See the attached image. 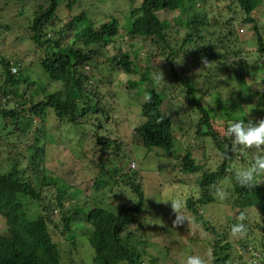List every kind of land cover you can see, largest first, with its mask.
Masks as SVG:
<instances>
[{"label":"trees","instance_id":"obj_1","mask_svg":"<svg viewBox=\"0 0 264 264\" xmlns=\"http://www.w3.org/2000/svg\"><path fill=\"white\" fill-rule=\"evenodd\" d=\"M8 1L11 3L14 0ZM16 1L20 4L27 0ZM88 1L90 0H43L33 8V18L28 26L27 34L36 48L43 51L39 65L53 83L60 84L57 90L48 92L46 86L42 87L28 81L27 76H23L22 65L18 67L17 73H12L11 69L14 65L7 57L0 54V121H2L0 134L9 126L6 125L5 120H11V125L16 130L25 131V128L29 127L34 120L33 118L37 120V125H43L50 114L54 115V120L69 124L84 122L83 120L94 115L97 116L94 117L97 121L98 116L102 114V120L109 124L108 121L112 118L110 112L114 113L115 108L108 107L110 102L106 100L102 105L99 101L102 103V94H104L106 98L112 100V103H116L117 94L111 91V88L118 86L120 80L118 78L117 81L114 75L110 74L107 79L105 78V82L91 83V80L94 82L100 73L104 74L105 71H100L99 60L103 55L100 53L101 49L108 48L122 32H125L128 37L138 38L139 50L123 54L117 52L107 60L108 62L106 61L111 72L123 73L128 78L126 80L128 90L150 85L147 99L141 105V117L145 120L147 127L136 129V139L146 152L153 149L162 150L164 153L171 152L174 144L171 131L173 113L165 115L160 111L159 96L164 99L166 97L169 101L173 100L174 97H171L174 88L176 85L180 86V92L187 99L188 105L200 114L197 122L194 118H190L196 124L195 142L200 138L201 148L212 146L222 158L217 170L204 172L195 162L190 150L187 149L184 155L177 156L182 163L180 168L182 173L188 175L202 173L198 183L200 195L197 199L188 198L186 208L196 215L206 230L219 237L212 246V264H233L230 244L221 243L226 238L218 235L208 226L197 208L214 203L212 197L214 187L227 180L228 191L233 199L232 205L239 210L238 216L241 210L250 208H256L259 214H264V184L261 182L254 190L247 191L235 183V175L238 171L229 170L232 163L236 164L234 158H238L240 162L243 161L247 168L253 162L257 152L250 149L238 157L233 156L230 151L231 141H226V137L220 136L212 128L211 120L218 115L219 109L208 110L203 106L198 98L196 83L203 79L205 85L215 90V84L218 83L215 77L218 76V71L222 73L227 67L230 75L233 73L237 80L245 78L242 73L250 68L256 69L252 64H247L245 59L240 58L243 50L237 48V43L241 39L236 36V27L238 25L253 26L257 36L256 53L258 57L263 56L264 43L258 33L257 21L254 17L259 2L254 0H138L133 4V1H127L129 4L127 10L116 8L110 13H104L106 14L104 19L102 18L95 28V24L87 16L88 12L84 11L88 8V6L84 8ZM93 1L92 4L90 2L92 7H89V11L91 12L94 8L97 14L94 6L100 1ZM117 1L124 2V0ZM220 4L227 10L226 15L218 12L216 17H211L213 12L219 9ZM76 11L79 13L75 15ZM124 11L126 15L122 16ZM63 12L67 16L65 19L60 17ZM172 13L176 14L175 19L178 24L182 23L174 28L171 27L173 30L169 34L170 27L168 28L167 22L163 21L165 18H162V15ZM183 15H185V21L181 18ZM58 24H61L63 29L58 27ZM0 29L1 36L9 35L14 31L4 24H0ZM181 30L183 34L180 33ZM67 34L71 35L72 40L65 44L68 39ZM179 35H182V38H179ZM79 42L87 48H81L78 45ZM91 45H95L96 48H88ZM142 52L146 54L144 58H141ZM156 58L163 63L164 67L159 72H156L152 63ZM226 59L231 62L225 63ZM217 64H220L221 68L211 72V68ZM197 65L205 67L201 75L196 73L193 77L185 76L187 70ZM236 83L240 87L238 81ZM30 84H36L33 94L34 96L40 94L41 98L33 99V95L32 98L24 96L25 92H21V87ZM261 86L264 89V79L261 80ZM240 88L239 96L245 104L251 102L252 94L257 95L250 90H244L243 87ZM11 97L16 99L19 109H6ZM2 99L3 102H1ZM95 101L98 105L94 104ZM260 104L264 106V100H261ZM231 114L232 112L225 114L227 115L226 127L235 121ZM259 117V119L251 120H246L248 117H242V120L245 123L248 121L255 123L264 119V111H261ZM101 122L94 124V131L100 128ZM9 130L12 131L9 132ZM40 131L42 130L38 128L37 134L34 135V143L23 148V154L17 151V144L12 143L6 135L5 142L0 145V217H3L6 222L5 231L0 233V264H62L59 249L53 243L48 230V224L55 222L47 216L48 207L41 205V194L54 186V197L58 200L57 205L60 208H63L66 203V200L62 198L70 196L66 192L68 186L62 189L64 183L61 180L47 176V151L40 145ZM13 132L14 130L9 128L7 134ZM41 134L47 142L45 132ZM14 138L19 140L16 136ZM93 139H89L91 146ZM224 142L229 145L228 158L222 155ZM96 146H100L99 156H95V160L90 156L88 163L97 165L102 173L110 165L111 159L105 163L101 156L110 152V157L113 155L116 157L120 152L121 144L115 143L110 137L96 135ZM196 147H200L198 143ZM1 150H8V152L3 154ZM91 151L92 147L87 153L81 150L78 156L85 161L87 154ZM258 154L262 155V153ZM113 170L117 169L113 168ZM127 176L128 179L124 185L133 193V200L128 199L129 202L122 205L117 213L101 207H94L87 212V221L90 225L87 241L93 251L95 264H142L143 252L134 246L129 247L127 245L129 238L126 239L127 237L122 235L128 223H133L131 218L140 213L144 205L140 174L129 175L128 173ZM179 178L182 180V177L178 176ZM134 180L138 184H135ZM29 202L40 204L41 212L30 216ZM75 211L74 213L77 214L81 212V209L78 208ZM73 218L72 215L62 216L61 221L67 231L71 230ZM53 227L57 228L58 225L54 224Z\"/></svg>","mask_w":264,"mask_h":264},{"label":"rangeland","instance_id":"obj_2","mask_svg":"<svg viewBox=\"0 0 264 264\" xmlns=\"http://www.w3.org/2000/svg\"><path fill=\"white\" fill-rule=\"evenodd\" d=\"M42 1L27 0L19 4L16 0L11 1V3L8 0H0V24L9 26L14 30L9 35L1 36L0 34V54L7 57L14 65L11 69L12 73H17L18 67L22 65L23 76H27L28 81L35 82L42 87L46 86L48 92H53L60 87V84L53 83L42 70L39 59L43 56V51L36 48L35 43L27 34L28 26L33 18V8ZM96 1H100L94 6L97 9V14L94 8L91 12L89 11V7L91 8V4L94 2L93 0L84 5V8L88 6L86 10L83 8L85 12H88L87 16L95 24V28L102 21V18L104 19L106 15L104 13H110L116 8L127 10V6H129L127 1H133V4L138 2V0H124L123 3L117 0ZM254 1L259 2L254 17L257 21L258 33L264 43V0ZM218 12L226 15L227 10L223 9L220 4L219 9H216L211 17H216ZM77 13L79 12L76 11L75 15ZM121 15H126V11L122 12ZM60 17L67 18L66 13L63 12ZM162 18H165L163 21L167 22L168 28L170 27L169 34L172 33L176 25L182 23L179 22L178 24L175 19L176 14L173 13L163 14ZM181 18L184 21L186 20L185 15ZM62 25L58 24V27L63 29ZM171 27H173L172 30ZM236 32L237 38L239 36V39H241L238 41V45L236 44L237 48L243 50V55L240 58L245 59L247 64H252L256 69L250 68L242 73L245 78H238L237 80L233 73L230 75L227 67L222 73L218 71V76L215 77L218 82L215 84L216 91L213 87L205 85L203 79L196 83L199 93L198 98L203 106L208 110L219 109L218 115L211 120V124L220 136H223V129L226 127V113L232 112L231 116L236 121L242 120V117H248L246 120L259 119L261 111H264V106L260 104L261 100H264V89L261 86V80L264 79V55L258 57L256 53L258 45L253 26L238 25ZM180 33L183 34L184 32L181 30ZM67 35L68 39L65 44L72 40L71 35ZM178 37L182 38V35ZM78 45L81 48L85 47L80 42ZM90 47L96 48L95 45L88 48ZM139 49L140 42L138 38L128 37L125 32L116 37L108 48L101 49L100 53L103 55L102 59L99 60L100 71H105L104 74L100 73V76L94 82L91 80V83L105 82V78L107 79L110 74L114 75L117 81L118 78L120 80L118 86L111 88V91L117 94L116 103H112L110 98H106V95L101 93L103 99L102 103L99 101L100 105L106 100L110 102L108 107L115 108L114 113L110 112L112 118L108 121L109 124L102 120V114L98 116L97 121L94 120V117H97L94 115L83 120L84 122L80 121L72 124L54 120V115L50 114L49 119L43 125H37V120L33 118L34 120L29 127L25 128V131L16 130L11 125V120L4 121L9 126L0 134V145L5 142L4 136L6 135L12 143L17 144V151L21 154H23V148L34 143V135L37 134V129L42 130L39 133L40 145L47 151V176L61 180L64 183L62 189L68 186L66 192L70 197L62 198V200H66L63 208L57 205L58 200L54 197V186L46 189L41 194V205L48 207L47 216L55 222L54 224L58 225L57 228H54V224H48V230L53 243L59 249L62 264H95L93 262V251L87 241L90 229L86 216L87 212L94 207H101L117 213L122 205L129 202L128 199L133 200V193L124 185L126 179H128V173L129 175L140 174L144 205L142 211L131 218L133 223H128L122 235L127 237L126 239L129 238L127 242L129 247L134 246L137 250L143 252L142 264H184L188 255H199L204 264H212V246L215 241L219 240V237L206 230L196 215L186 208L188 198L194 197V199H197L200 195L198 183L202 173L193 175L182 173L180 169L182 163L177 156L184 155L187 149L190 150L195 162L204 172L217 170L222 158L212 146L201 148L200 138L195 142L196 124L194 122L198 121L200 114L188 105V101L181 94V87L178 85L174 88L171 97H174L173 100L169 101L166 97L164 99V97L159 96L161 101L160 111L165 115L170 114V112L173 113L171 117V131L174 136L173 149L170 153H164L159 149L146 152L141 147L136 139V129L138 127L146 129L147 127L145 120L141 117V105L147 99L150 85L146 84L134 90H128L126 88L128 78L123 73L111 72L107 63V60L116 55L117 52L120 54L131 53ZM145 55L142 52L141 58H144ZM230 62L227 59L225 61L227 64ZM152 63L156 72L164 68L163 63L157 58ZM203 68L205 67L200 65L194 66L186 71L185 76L193 77L196 73L201 75ZM220 68L221 65L217 64L211 68V72ZM158 80L161 81L162 79ZM237 81L244 90L257 93V95H251L249 104L241 101L239 96L241 88L236 83ZM36 84L21 87V92H25V97L32 98L33 95V99L41 98L40 94L36 96L33 94ZM98 95L101 97L100 94ZM1 102H3V99ZM94 104H97V102L95 101ZM6 109H19L15 98L11 97ZM190 118H194L195 121L193 122ZM100 121H102L100 128L94 131V124L97 125ZM9 128H12L14 132L8 135ZM43 131L48 139L47 142L44 140V135L41 134ZM96 135L110 137L115 143L121 144L120 152L117 153L116 157L114 155L110 157V152L101 156L105 163L108 159H111L110 165L102 173H100L97 165L88 163L90 156L93 160H95V156H99L100 146H96ZM15 136L19 140H15ZM90 138H94V142H91L92 146L89 144ZM195 143H198L200 147H196ZM90 147H92L91 155L87 154L86 160L82 161L78 155L81 150L87 153ZM6 152L8 150H1L3 154H6ZM233 156L235 155L233 154ZM234 160L236 164L232 163L229 168L230 171H240L246 168L243 161L240 162L238 158H234ZM113 168L117 170L115 171ZM178 176L182 177V180L178 179ZM134 183L138 184L136 180H134ZM228 184L227 180L220 182L219 185L217 184L212 193L214 203L199 207L197 211L209 227L213 228L218 235H223L226 238L221 243L230 244L233 264H264V214H259L256 208H250L241 210L238 216L239 210L232 205L233 199L230 197ZM177 199L181 200L183 204L178 212V215L183 219L179 224L176 223L177 214L171 206V201ZM29 203L28 214L30 216L41 212L40 204ZM78 208L81 209V212L74 213L76 212L75 209ZM67 215L74 217L70 231L66 230L63 221H61L62 216ZM241 215L246 217L243 222L247 225V233L242 237H234L230 229L233 224L240 222L239 217ZM5 229L6 222L3 217H0V233L4 232Z\"/></svg>","mask_w":264,"mask_h":264},{"label":"clouds","instance_id":"obj_3","mask_svg":"<svg viewBox=\"0 0 264 264\" xmlns=\"http://www.w3.org/2000/svg\"><path fill=\"white\" fill-rule=\"evenodd\" d=\"M223 136L226 141H231L230 151L238 157L247 150L254 149L257 153H264V119L255 123L243 120H236L230 123V126L223 129ZM222 155L225 158L229 151L228 143L223 144ZM264 182V155H255L253 162L247 168L241 169L235 175V183L242 189L252 191L254 188ZM171 206L177 214L176 223L182 222V217L178 215L183 204L181 200L171 201ZM246 219L244 215L239 217V223L231 226V234L234 237H242L247 233V225L243 222ZM184 264H204L203 259L199 255H188Z\"/></svg>","mask_w":264,"mask_h":264}]
</instances>
